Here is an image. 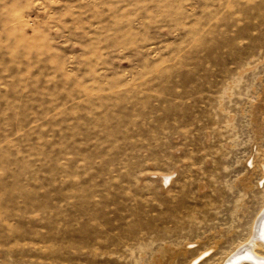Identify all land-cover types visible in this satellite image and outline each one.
Segmentation results:
<instances>
[{
  "label": "rangeland",
  "instance_id": "374dc122",
  "mask_svg": "<svg viewBox=\"0 0 264 264\" xmlns=\"http://www.w3.org/2000/svg\"><path fill=\"white\" fill-rule=\"evenodd\" d=\"M256 149L264 0H0V264H219Z\"/></svg>",
  "mask_w": 264,
  "mask_h": 264
},
{
  "label": "bare ground",
  "instance_id": "6f19581e",
  "mask_svg": "<svg viewBox=\"0 0 264 264\" xmlns=\"http://www.w3.org/2000/svg\"><path fill=\"white\" fill-rule=\"evenodd\" d=\"M258 168H260L259 182H261L262 179L264 180V154H260L256 149V157L252 159L251 170L255 171ZM255 219L245 245L237 247L238 249L236 248L228 259L219 264H264V202ZM201 256L202 254L191 264L199 262Z\"/></svg>",
  "mask_w": 264,
  "mask_h": 264
}]
</instances>
